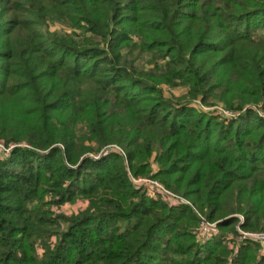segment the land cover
I'll use <instances>...</instances> for the list:
<instances>
[{"label": "trees", "instance_id": "trees-1", "mask_svg": "<svg viewBox=\"0 0 264 264\" xmlns=\"http://www.w3.org/2000/svg\"><path fill=\"white\" fill-rule=\"evenodd\" d=\"M258 109L264 0H0V264H264Z\"/></svg>", "mask_w": 264, "mask_h": 264}, {"label": "built area", "instance_id": "built-area-1", "mask_svg": "<svg viewBox=\"0 0 264 264\" xmlns=\"http://www.w3.org/2000/svg\"><path fill=\"white\" fill-rule=\"evenodd\" d=\"M199 105V104H198ZM200 106V105H199ZM202 107V106H201ZM206 107H202L204 110ZM257 113L259 116L264 118V111L261 109L257 110ZM223 114H225L228 118H236L238 114L223 110ZM8 153V152H7ZM133 183L136 185H141L146 187V195L154 198L155 196H161V198L169 203L170 206H174L176 204H189L186 200L171 194L168 192L161 184L158 182L148 180V179H134ZM200 218V224L197 230L194 232L195 236L197 237V240L200 242V244H205L207 241H209L214 234V225L209 223L206 219L202 218L198 214ZM243 239L244 238H251L256 240L257 242L264 245V233L262 234H249V233H242Z\"/></svg>", "mask_w": 264, "mask_h": 264}, {"label": "rangeland", "instance_id": "rangeland-1", "mask_svg": "<svg viewBox=\"0 0 264 264\" xmlns=\"http://www.w3.org/2000/svg\"><path fill=\"white\" fill-rule=\"evenodd\" d=\"M58 28H60L58 25H52L50 27V30L51 31H54V30H56ZM140 62L143 63L144 62L143 59H141ZM185 92H186V89L185 88H178V89H174V90H171V91H167L166 90V96L167 97L178 98L181 95H184ZM223 110H225L224 107L221 106V105H219L217 107L205 108L203 111H205L207 113L215 114V115L220 116V117H223V118H228V117L225 116V114H223ZM228 119H230V118H228ZM1 144L2 143H0V148L3 150V153L4 154H7V152L9 150L3 148ZM153 171H155V169H153ZM86 206H87V202H85L83 200H77L74 203H65V204H63V205H61L59 207H52L51 210H52V212H54L55 215H65L66 217H70L72 215H77L80 211H82L83 209H85ZM202 218H204V217H202ZM213 225H214L213 228H214L215 234H218L219 231L216 230L217 223H213ZM64 228L66 229V225L63 227V229ZM241 234H242V232H241ZM242 239H243V236H242ZM242 239L241 238L233 237V235L231 233H228V234H226L224 236V242H225V244L228 245V248L230 250H233L232 251V256L235 255V253H236L239 245L242 243ZM53 241H54V239H53ZM260 245L264 249V245L261 244V243H260ZM39 253H40V251H39ZM229 262H231V258H230V261Z\"/></svg>", "mask_w": 264, "mask_h": 264}]
</instances>
